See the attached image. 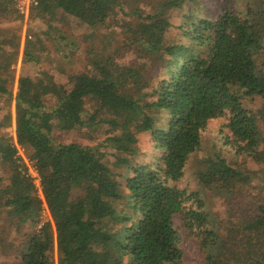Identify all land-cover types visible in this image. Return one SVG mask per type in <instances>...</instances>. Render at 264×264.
<instances>
[{
  "label": "trees",
  "instance_id": "1",
  "mask_svg": "<svg viewBox=\"0 0 264 264\" xmlns=\"http://www.w3.org/2000/svg\"><path fill=\"white\" fill-rule=\"evenodd\" d=\"M18 1L0 0V130L13 103L15 143L43 198L2 136V211L35 227L45 204L51 221L31 230L13 264H184L182 239L196 245L201 264H264V0H32L29 21L73 17L91 32L118 30L112 55L89 65L94 74L74 76L52 106L23 69L12 94L20 29L7 25L22 20ZM38 42L26 32L25 65L38 62ZM125 54L137 62L120 64ZM87 101L97 108L85 119ZM54 122L66 131L108 125L117 133L107 138L115 162L127 174L113 172L95 148L56 143ZM213 122L217 141L191 174L197 187L184 188ZM139 135L151 148L134 163ZM248 160L259 167L247 168ZM208 194L224 203L221 217ZM10 218L0 225V249L15 247Z\"/></svg>",
  "mask_w": 264,
  "mask_h": 264
},
{
  "label": "rangeland",
  "instance_id": "2",
  "mask_svg": "<svg viewBox=\"0 0 264 264\" xmlns=\"http://www.w3.org/2000/svg\"><path fill=\"white\" fill-rule=\"evenodd\" d=\"M19 7L26 10L20 13ZM32 5L27 2L21 3V0L17 3L18 14L22 16L21 22L16 24H8L7 27L20 29V48L16 63L12 65L13 81H12V94L15 93L17 88V80L20 72L23 71L35 80L37 90L41 94L44 104L46 106L54 105L58 97L70 90L73 86V78L80 73L95 72L89 67L90 64L105 61L112 55L113 48L117 45L118 34L116 35L113 26L107 28L96 29L95 32H91L81 24L77 19L73 17H64L59 22H47L46 20L36 19L35 21H29V12ZM176 22V21H175ZM36 33L38 37V49L41 53L38 62L32 66H27L22 62L24 39L27 31ZM173 34L169 32L167 39L171 40ZM120 64L133 65L137 61L131 55L125 54L118 59ZM258 62L261 64L263 60L260 58ZM264 68V67H263ZM0 108H3V104L0 100ZM97 106L94 102L87 101L85 104L84 118L86 119L89 114H92L96 110ZM12 119L11 122L6 124L4 128L0 130V137L9 138L15 144L14 134V105L11 104ZM110 118V116L104 117ZM1 119V114H0ZM58 122H54L53 139L56 143H78L83 146L95 148L96 152L101 156L103 162L106 163L113 172L122 176L127 174L128 167L121 166L115 162L114 147L111 141L107 138L115 135L110 131L108 125L100 124L94 127H82L76 128L70 131L62 130ZM211 135H205L204 142L201 151H199L189 161L187 167V175L182 180L181 186L187 189H196V181L192 177V172L195 170L197 159L202 156L204 150H209L211 144L217 141V124L213 122L210 126ZM262 137L264 139V128L261 130ZM138 150L139 155L135 159L134 163H139L146 159L145 152L150 150V140L146 135H139L138 137ZM19 156L22 162L29 164L25 149H19ZM242 160L240 159V162ZM247 168L256 169L259 166L251 160L244 163ZM31 175H35L31 165L27 166ZM8 171L7 168L0 165V225L7 224L8 218H10L8 212L2 211L3 207V193L2 190L8 184L7 181ZM38 184V183H36ZM38 194L41 198L42 194L40 189ZM206 204L208 205L212 213L217 214L219 217L223 214L224 203L217 201L208 194ZM10 230L7 236L8 241L13 242L14 249H0V264H13L18 263L17 248L23 246V242L31 230H37L43 223L51 221L50 214L45 206L40 216V220L35 227H31L28 223H22L18 218L11 217ZM168 252L172 255H176L178 252L174 249L173 241L170 240L167 235L164 237ZM178 246L183 253L184 264H201L202 260L198 254L197 247L191 241L182 239L178 242ZM56 255V252H55Z\"/></svg>",
  "mask_w": 264,
  "mask_h": 264
},
{
  "label": "built area",
  "instance_id": "3",
  "mask_svg": "<svg viewBox=\"0 0 264 264\" xmlns=\"http://www.w3.org/2000/svg\"><path fill=\"white\" fill-rule=\"evenodd\" d=\"M25 2H27V3L30 4V5L33 4V1H32V0H21V3H25ZM19 11H20V13H23V12H25L26 10H23L22 7H19ZM15 146H16V149H17V155H18V157H20V156H19V149H23V148H21L20 146L16 145V143H15ZM25 164H26V163H25ZM29 164L31 165V163H29ZM29 164H26V166H29ZM31 167H32V165H31ZM27 169H29V168H27ZM32 169H33V171L35 172V173H34L35 175H31L30 172H29V170H28V174L33 178V181H34V184L36 185V187H37L38 189H40V188H39V177H38V175H37V173H36V171L34 170L33 167H32ZM36 183H38V184H36Z\"/></svg>",
  "mask_w": 264,
  "mask_h": 264
}]
</instances>
